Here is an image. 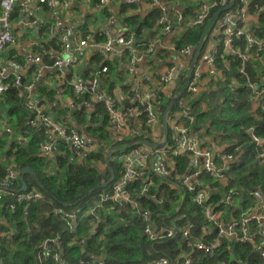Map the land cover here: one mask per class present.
I'll return each mask as SVG.
<instances>
[{"label":"built area","instance_id":"2783aa9c","mask_svg":"<svg viewBox=\"0 0 264 264\" xmlns=\"http://www.w3.org/2000/svg\"><path fill=\"white\" fill-rule=\"evenodd\" d=\"M74 1L82 8L89 7L92 2L94 7L96 5L98 9L110 11H113L116 3V0ZM74 1L0 0V97L9 90L10 85L7 79L15 77L14 85L16 86L23 85L24 80L27 79L24 103L34 113V118L29 124L41 125L45 128L46 141L41 145V150L45 156L49 157L56 155L62 142L78 153L79 159L82 154L98 152L101 144L94 143L82 135L75 126L55 120L52 105H49L37 93L41 82L35 73L40 72L41 66L53 72L52 75L61 79L66 85L72 86L76 96L89 92L92 96L91 101L101 102L108 108L113 135L121 138L128 137L131 140L121 147V152L114 157L115 161L122 165L123 175L108 186L110 189L98 196L94 207L90 210L95 219L98 220L97 212L101 204L112 201L120 208L130 205L138 210L140 216L148 221L145 233L153 241L172 238L179 233L188 238L194 227L192 223H187L183 227L157 225L152 222L151 211L142 209L129 189L133 182L143 180L142 191L147 194L149 187L156 185L153 179L156 175L167 177L164 181L166 185L172 189L184 188L194 192V201L205 207L204 212L211 226L205 227L204 231L206 235H211V242L196 241L192 244L195 249L204 254H213L220 246L221 240L250 243L255 251L259 252L261 264H264V195L259 190L251 191L253 203L243 207L239 202L235 205L236 208L231 210V217L228 220L224 219L228 215L225 209L216 210L212 205H207L210 197L217 192L209 184L201 181L204 174L213 175L216 181L227 186L229 181V176L225 172L227 165L238 158L227 150L230 144L222 139L220 133L212 131L211 135L201 136L204 131L193 130L196 114L192 104L203 94L216 89L217 82L226 77L220 64L229 69L234 62L240 60L242 66L238 69L246 78V82L236 84L235 80L227 87L229 89L248 88L252 110H260L264 113V79H250L245 69V64L250 59H258L257 48L264 47V34H261L260 26L256 24V12L264 13V5L256 0H235L232 7L221 12L213 20L214 26L211 25V28H207L205 32V40L210 39L209 46L206 51L202 50L193 74L188 79L190 62L185 64L184 61L193 56L195 48L188 45L178 47L182 31L190 25L205 27L212 18L213 12L226 7L231 0H187L189 3H199L195 16L187 21V25H183L184 14L186 15L187 11L190 13L192 6L184 2L176 5V0H121L122 4L126 5L140 6L142 3H148L160 12L157 20L158 30L155 31V27L146 38L147 41L124 27H121L115 35H106L107 38H103V34H99L100 31L97 34L90 32L83 38L82 29L71 25L79 9ZM32 3L36 4L35 10L41 11L43 15L58 16L62 22L61 26H55L46 21L42 23V17H38L36 12L29 8ZM18 4L22 6L21 14L14 20ZM171 14L173 17L170 16ZM64 23L66 26L63 25ZM74 24L78 26L82 23L77 21ZM34 28L37 31L30 30ZM24 32L32 34L25 38L21 36ZM51 38L58 39L63 49L58 55L51 54L53 64L44 65L43 53L46 49L43 43ZM102 38L103 40L99 41ZM243 38L244 48L238 45V41ZM21 44H29L34 50L31 53H24L22 58L19 53L17 55L14 53L15 56H12L13 51ZM222 48L227 52L228 58L222 55ZM65 54L68 55L67 58L63 57ZM96 55L103 56L105 61H118L122 67L120 69L123 70L121 76L126 73L125 80L121 85L115 84L111 94L101 89L102 78L109 73L107 65H103L95 72L93 70L89 75L77 71L78 67H85ZM179 63L185 66L183 71L187 72L182 76L180 86L170 95V98L176 95L179 97L175 103V105L178 104V108L174 111L172 108L167 115L169 135L166 139L163 134L165 91L180 73ZM129 64L131 67L128 70ZM142 65L145 66L146 72H137ZM116 78L117 76L114 79ZM64 99L62 94L59 95L61 103ZM84 105L91 106L88 101ZM144 115L149 129L143 132L131 122L135 119L138 124H141V117ZM248 130L257 145L263 147L264 140L254 133V127ZM5 133L13 135V129L5 120H1L0 137ZM170 134L171 137H169ZM16 139L22 141L20 136ZM149 143H152L154 147ZM180 155L188 156L190 159L187 171L181 175L177 171L175 159ZM257 158L264 162V149L257 150ZM175 173L177 176L173 178ZM20 175L14 169L12 159L8 160L5 176L0 181V238H10L14 234L13 224L7 213H14L24 202H36L44 196L36 178L31 175L34 183L28 184L25 178L22 183ZM237 194L238 191L232 189L221 203L234 205ZM150 197L162 203V199H159L156 194ZM79 211L80 209L73 211L57 209V215L66 220V229L71 233L76 231ZM49 241L51 244L47 246ZM55 243V239H48L44 243L37 256L38 263L43 264L51 257L56 261L62 258L53 247ZM98 260L93 264H105L104 256H100ZM156 264H194V261L190 255H184L175 263H170L167 257H161L156 260ZM237 264H239L238 261Z\"/></svg>","mask_w":264,"mask_h":264},{"label":"trees","instance_id":"16d2710c","mask_svg":"<svg viewBox=\"0 0 264 264\" xmlns=\"http://www.w3.org/2000/svg\"><path fill=\"white\" fill-rule=\"evenodd\" d=\"M256 1L264 5V0ZM138 9L137 5H123L119 10V21L124 28L134 31L137 36L146 40L155 27V31L158 30L157 20L160 12L155 9L144 17L137 11ZM21 10L22 6L18 4L14 20L21 14ZM131 10L137 12L129 15ZM196 10L197 6L191 7L192 16H195ZM103 11L106 18L111 17L112 11L107 9ZM256 17V24L260 26L261 34H264V13L256 12ZM89 33L88 26L82 29L83 38ZM203 33V26L186 27L178 41L180 43L178 47L188 45L197 48ZM238 45L244 48V38L238 41ZM43 46L46 49L43 53V63L51 65L53 64L51 54L58 55L63 47L56 38H51L43 43ZM222 55L224 58L229 57L223 48ZM12 56H15L14 53ZM256 57L258 59L252 58L245 64V69L250 79L261 80L264 79V47L257 48ZM88 63L93 67V72L103 65L108 66L109 73L103 76L101 89L111 94L112 88L118 84L116 80L122 78L123 70L120 69L119 62L105 61L103 56L96 55ZM240 66H242L240 60L234 62L229 69L220 64L226 77L217 82L216 89L211 93L203 94L192 103L196 114L193 130L204 131L201 136L211 135L212 131L220 133L222 139L230 144L227 150L238 158L227 165L225 171L229 176L227 186L216 181L214 176L208 173L201 179L217 192L210 197L207 205H212L216 210L225 209V213L228 214L224 217L225 220L231 217V210L235 209L239 202L243 207L253 203L250 187H261L259 191L264 195V162L257 158V150L264 149V144L263 147L258 146L248 130L254 127V133L264 140V113L252 110L248 88L227 87L235 80L236 84L246 82V78L239 72ZM6 81L10 87L0 97V121H6L13 129V135L5 133L0 137V181L5 176L8 160L12 159L14 169L19 174L25 167L34 170V178L43 190L44 196L36 202H24L14 213H7L13 224L14 234L10 238H0V264H40L37 256L48 239L55 241L59 239L53 247L62 258L56 261L51 257L43 264H93L99 261L100 256L105 257V264H156V260L161 257H167L170 263H175L184 255H190L194 264H237V261L239 264H261L259 252L255 251L250 243L221 240L220 246L213 254H204L195 249L192 244L196 241L211 242V235H206L204 231L205 227L211 226L204 212L205 207L194 201V192L184 188L172 189L166 185L164 181L167 177L156 175L153 178L156 185L150 186L147 194L142 191L143 180L133 182L129 189L132 197L139 201L141 208L151 211L152 222L157 225L183 227L187 223H192L194 227L188 238L179 233L172 238L153 241L145 233L148 221L140 216L138 210L130 205L120 208L112 201L101 204L97 212L98 220L95 219L90 210L98 196L110 189L101 188L112 177L111 170L106 164L107 155L110 150L114 151L111 163L115 180H119L123 175V168L114 157L131 139L113 135L108 108L101 102L91 101L92 96L89 92L76 96L72 86L66 85L65 82L55 90L41 83L37 93L52 105L55 120L75 126L82 135L94 143L101 144L98 152L82 154L81 159L78 153L64 142L60 143L54 157L45 156L41 150V145L46 141L45 128L29 124L34 118V113L24 103L27 79L21 86L14 85L15 77ZM61 94L65 98L63 103L59 100ZM214 98L215 100H212ZM87 101L90 107L84 105ZM169 101L166 96L164 113ZM177 108L178 104L173 106L172 111ZM131 124L143 132L149 129L145 115L141 117V124L135 119ZM18 136L22 141L16 139ZM175 159L178 173L184 174L190 165L189 157L180 155ZM176 176L175 173L173 178ZM25 180L28 184L34 183L29 173L26 174ZM232 189L238 191L235 196L236 203L234 205L221 203ZM153 194L162 199V203L153 200L150 197ZM59 208L66 211L80 209L74 233L66 229V220L57 215Z\"/></svg>","mask_w":264,"mask_h":264},{"label":"crops","instance_id":"0c3cea01","mask_svg":"<svg viewBox=\"0 0 264 264\" xmlns=\"http://www.w3.org/2000/svg\"><path fill=\"white\" fill-rule=\"evenodd\" d=\"M74 3H75V1H74ZM193 3H196V2H193ZM196 4H197V9H198L199 3H196ZM75 5H77V4L75 3ZM123 5H126V4H122L121 0H116V3L114 4V8H113V11H112V15H111L110 18H107L109 20L107 22H104L102 25H99L97 23V25L94 26V27L89 26L86 19H87V17L89 15L92 14L93 11L96 12V11H99L101 9H98L96 7V5H95V7L93 9H92L91 6L82 8L79 5H77V7H79V9H77V14L74 15V18H75L74 23H77V21H78V22H81L82 24L76 26L74 23H71V25H73L74 28H81V29H83V28L88 26L89 31L91 33H96V31H98V32L100 31L99 34H103V38H105L106 35H115V33L119 29H121V27H123L122 23L119 21V10L121 9V7H123ZM137 6L139 7V9L137 11L141 12L144 15V17L146 16L147 13L152 12L153 10H155L148 3H142L140 6L139 5H137ZM29 8L31 10H33L34 13L36 12L38 17H40V18L42 17L41 18V20H42L41 22L42 23H45V21H46L47 23L53 24L55 26H61L60 23H62V22L60 21V18L58 16H56V15H48V14L43 15L41 11L35 10L36 9V4L35 3H32L29 6ZM137 11H135V12H137ZM117 12H118V14H117ZM135 12L133 10H131V11H129L128 14L131 15V14H134ZM115 14H117L116 17L114 16ZM170 16L173 17L172 14ZM192 17H194V16H192L189 13V11H187L186 15L184 14V23H183V25H187L186 24L187 21H190L192 19ZM174 18H175V15H174ZM96 21L98 22V20H96ZM63 25L66 26V23H64ZM211 25H213V23H211L209 25L208 29L211 28ZM30 30L37 31L36 28L30 29ZM184 32H185V29L182 31L181 34H184ZM31 34L32 33L24 32V33L21 34V36L25 37V38H28V37H30ZM206 40H205L206 44L204 45V48H203V50L205 49V51H206L207 47L209 46L208 42L210 41V39L206 38ZM33 50H34V48L31 47L29 44H21L20 46H18L13 51V53H16V55H17V53H19L20 54V58H22V55H24V53H29V52L31 53V51H33ZM63 57L67 58L68 55L65 54ZM50 59H51V56H50ZM191 60H192V57L188 58V60L186 58L184 62H185V64H189V62L191 64ZM116 62H118V61H116ZM130 67H131V65L129 64L127 69L129 70ZM184 67H185L184 65L180 64V69H179L180 73L177 75L176 79L172 82V84L167 87V89L165 91V96H167L168 98H170V95L172 94V92L175 91L177 89V87L180 86L181 80H182V76L187 72V71H183ZM92 68L93 67H90V65L88 63L85 67H78L77 71L79 73H81V74L89 75V73L92 71ZM121 69H122V67H121ZM137 72L145 73L146 72L145 66L144 65L140 66V69ZM52 74H53V72L51 73L50 70L44 69L42 66H41L40 72L39 73H35V75L39 76L40 82L44 83V85H48L49 89H51V90L59 89L61 87V85L63 84V82H62L61 79H59L58 77H54ZM187 75H188V73H187ZM210 93H211V91H210ZM154 139H156V137H154Z\"/></svg>","mask_w":264,"mask_h":264},{"label":"water","instance_id":"95a60500","mask_svg":"<svg viewBox=\"0 0 264 264\" xmlns=\"http://www.w3.org/2000/svg\"><path fill=\"white\" fill-rule=\"evenodd\" d=\"M235 3V0H231V2L229 3V5H227L226 7L224 8H220L216 11V13L213 15V17L208 21V23L206 24V26L204 27V33L202 35V39L201 41L199 42L197 48H195L194 50V53H193V56H192V61H191V64H190V67H189V70H188V79L192 76L193 74V71H194V68H195V65L201 55V52L203 50V47H204V44H205V32L207 30V28L209 27V25L213 22V20H215L220 14L221 12L225 11L226 9H229L230 7L233 6V4ZM98 33V31H96V34ZM147 41V40H146ZM25 74V73H23ZM24 75H23V80H24ZM178 97L179 95H176L172 98H170V101H169V104L166 108V111L164 113V116H163V134H164V137L167 139L168 138V135H169V125H168V122H167V115L169 113V111L173 108V106L175 105V103L177 102L178 100ZM152 147H154V145L152 143H149ZM155 146H158L155 144ZM114 151L110 150L108 155H107V158H106V164L108 166V168L111 170V173H112V177L106 182L104 183L101 188H107L109 185H111L114 180H115V173L113 171V168H112V163H111V157L113 155ZM29 173L31 174L33 177H35V172L34 170L31 168V167H25L23 170H22V173L20 175V180L22 181V183H24V178L26 176V174ZM96 190V189H94ZM250 191H256V190H261V187H250L249 188ZM66 206H69V204H65ZM59 242V239L56 240V243ZM51 244V241L47 242V246H49Z\"/></svg>","mask_w":264,"mask_h":264},{"label":"rangeland","instance_id":"374dc122","mask_svg":"<svg viewBox=\"0 0 264 264\" xmlns=\"http://www.w3.org/2000/svg\"><path fill=\"white\" fill-rule=\"evenodd\" d=\"M176 1H177L176 5H178L179 2H184L185 4H189L191 6H197L196 3H189V1L187 0H176ZM89 5L92 7V9L94 8V4L92 2ZM86 20L89 26L94 27L97 25V23L99 25H102L104 22H107L109 19L106 18V16L103 13V10H99L96 12L93 11L92 14L87 17ZM96 20H98V22ZM123 75H122L123 77L121 76L122 77L121 79L116 80V82L118 83L117 85H121L122 82L125 80L126 73H124ZM212 100H215V98Z\"/></svg>","mask_w":264,"mask_h":264}]
</instances>
